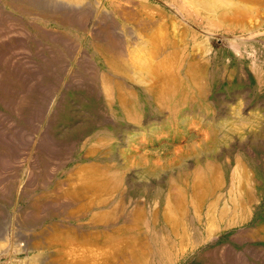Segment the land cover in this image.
<instances>
[{
	"label": "rangeland",
	"instance_id": "rangeland-1",
	"mask_svg": "<svg viewBox=\"0 0 264 264\" xmlns=\"http://www.w3.org/2000/svg\"><path fill=\"white\" fill-rule=\"evenodd\" d=\"M96 1L100 9L115 10L120 27L136 31L149 43L153 57L158 54L154 59L160 57L155 59L160 68L152 71V90L144 94L131 84L139 82L127 63L133 42L126 37L121 42L113 39L122 48L110 54L98 38L90 43L97 10L77 28L50 21L51 28L69 32L78 42L56 60L52 52L53 56L46 52L37 57L19 55L20 49L2 58L5 47L0 49V68L7 65L3 69L8 72L3 74V84L11 78L19 85L35 79L43 85L38 84L39 92L23 91L22 113L4 105L1 110L5 114L1 129L8 128L12 137L0 135V167L6 162L8 168H0L5 171L0 172V231L9 229L12 236L18 232L22 238L0 241V252L22 239L37 247L48 242L56 264H225L231 254L234 264H264V0H218L217 6L222 1L223 6L215 4L211 12L192 10V25L187 23L186 11L181 16L161 0ZM6 8L19 21L13 26L31 29L30 22L38 23L33 14ZM6 25L0 27V37L16 36L9 34L11 27ZM142 40L136 42L137 51L147 46ZM89 44L101 52L105 65L97 73ZM21 63L26 66L20 67ZM16 70H25L26 80ZM103 77L112 80L115 97L96 94L93 79L101 84ZM168 82L183 84L179 89L185 91L191 88L184 102L162 100ZM15 129L23 134L13 133ZM238 171L245 177H239ZM170 200L178 209L176 218L167 215ZM236 202L242 209H236ZM211 216H217L215 227ZM224 251L227 257L221 255V261Z\"/></svg>",
	"mask_w": 264,
	"mask_h": 264
},
{
	"label": "bare ground",
	"instance_id": "bare-ground-1",
	"mask_svg": "<svg viewBox=\"0 0 264 264\" xmlns=\"http://www.w3.org/2000/svg\"><path fill=\"white\" fill-rule=\"evenodd\" d=\"M162 3L164 4H167L171 10H176L175 12L179 15H185V11L188 15V17H185V18H189V21L190 19L193 18V16L195 17V15L193 14L192 10H194L195 8H201V9H204L205 11H213V9H215V7L217 6V2L219 3L218 0H161ZM224 1V0H223ZM223 1L222 3H220V5L222 4L223 6ZM114 2V1H113ZM127 2V1H126ZM158 2V1H157ZM129 3V2H127ZM225 3V2H224ZM234 3V2H233ZM216 4V6H214ZM0 17L1 15H3L4 17L2 18H5L4 19V22H2V18H0V27L3 28L4 24L6 25L8 23L9 25V28L11 27V29H9L10 31V35L12 36V34L16 36H13V37H8L6 36V38H3L0 37V49L5 47L4 49V52L0 53L3 54L1 57L4 58L10 54V51H16L19 49L23 52L21 53L19 51V55L20 54H27V55H30L31 53H35L38 57V54L41 55L40 53H46L48 52L50 55L53 56L52 53L55 54V60H56V56L58 58V55L59 54H63L65 52V50L67 51L69 47L71 46H74L76 43L78 44V42L74 43V40L71 39V35L69 34V32H65L64 30H62L61 28H51V26L49 25L50 21H53V22H56V23H59L61 25H64V26H70V27H73V28H77L78 25H82L84 24L85 22L88 21V18L91 16L92 12L97 10L98 11V15L96 17V21L94 22V25L95 27L93 28V31H94V35H92L91 39H90V43H92V41L95 39V38H98L99 40H101L104 45H102V48H103V51L107 54H110V53H113L114 51H116V49H118L116 47V45H114L113 43V39H117V40H121L122 38L124 39V37H126L128 39L129 42H133V48L131 49V55H130V62L128 61L127 65H129V70L132 72L131 74L134 76V78H136L135 80L139 79L138 81L139 82H133L131 83L132 86H134L135 88H137L139 91L143 92L144 94L145 93H149V91H151V86H153L151 82L154 81V77L152 76L153 75V68H160L159 64L158 67L156 65V62H155V59L158 61L157 58H160V57H157L154 59V57H156L155 55L158 56V54H156V52H154V57H153V50L149 47V43L143 41L141 38H139L138 34L136 31H133L131 30L129 27H127L126 25H123L122 27H120V22L118 23L116 21V19L114 18V15L116 14L115 13V10H110V9H100V6H99V2H97L96 0H0ZM112 5V4H111ZM114 5V3H113ZM127 5V4H126ZM218 5V6H220ZM239 5V4H237ZM10 7L12 8L13 10L17 11L18 13L20 14H25V15H35L37 16V21L38 23H34V21L32 23L30 22V25H32L33 28H25V25L22 26V24H20V26H17V25H14V21L18 19L15 17L16 15L11 11L7 10L6 7ZM106 6V5H105ZM217 6V7H218ZM221 6V7H222ZM236 6V5H235ZM231 7H234L231 6ZM2 8L4 10H2ZM33 8V9H32ZM127 8V7H126ZM126 8L124 9V11L126 10ZM225 8V7H224ZM129 9V8H128ZM181 9V10H180ZM218 9V8H217ZM240 9H243L242 7ZM220 10V9H219ZM218 10V11H219ZM246 10V9H245ZM249 10V9H248ZM200 11V10H199ZM198 11V12H199ZM231 11V10H229ZM252 11V10H250ZM249 11V12H250ZM174 12V13H175ZM194 12H196L194 10ZM197 12V13H198ZM217 13V12H216ZM215 13V14H216ZM240 14V12H238ZM238 13L234 14V15H237ZM225 14V13H224ZM198 15V14H196ZM201 16V15H200ZM216 16V15H215ZM238 16V15H237ZM206 17V16H205ZM231 17V16H230ZM20 18V17H19ZM23 18V17H21ZM33 17H31L32 19ZM92 18V17H91ZM208 18V17H207ZM225 18V17H224ZM182 20L184 19L183 17L181 18ZM210 19V18H209ZM209 19H207V22H209L210 24L212 23L211 21H209ZM214 19V18H213ZM20 20V19H19ZM22 20V19H21ZM20 20V22H21ZM157 21H160V20H156L155 22ZM213 21V20H212ZM221 21V20H220ZM19 22V21H18ZM17 22V23H18ZM23 22V21H22ZM122 22V21H121ZM185 22V21H184ZM187 22V21H186ZM223 22V20H222ZM153 23V22H152ZM189 25H192L191 21L190 22H187ZM186 23V24H187ZM206 23V21H205ZM123 24V23H121ZM159 24V23H158ZM214 24V23H213ZM219 25V24H218ZM7 26V25H6ZM13 26V27H12ZM212 27H214L212 24H211ZM217 26V24L215 25ZM221 27V25H219ZM226 26V25H225ZM57 27V26H56ZM191 27V26H190ZM195 27V26H193ZM192 27V28H193ZM8 28V27H7ZM160 28V27H159ZM1 29V28H0ZM32 29H35L36 30V33H32ZM161 29V28H160ZM2 30V29H1ZM7 30V29H6ZM5 30V31H6ZM153 30V29H152ZM138 31V30H137ZM2 32V31H1ZM0 32V33H1ZM139 32V31H138ZM206 32V30H205ZM208 32V31H207ZM206 32V33H207ZM5 33V32H4ZM7 33V34H8ZM163 33V32H162ZM253 34V33H252ZM2 34H0L1 36ZM210 35V34H209ZM159 36V35H157ZM219 36V35H218ZM75 37V36H74ZM141 37V36H140ZM167 37V36H166ZM76 38V37H75ZM74 38V39H75ZM155 39V38H154ZM153 39V40H154ZM160 39H162L160 37ZM126 40V39H125ZM143 41L142 44L144 45H147L145 49L137 51L136 50V46L138 43V41ZM156 40V39H155ZM162 41V40H161ZM164 41V40H163ZM169 41V40H168ZM121 42V41H120ZM156 42V41H154ZM17 43V44H16ZM170 43V42H169ZM76 44V45H77ZM159 44H161L159 42ZM159 44L157 45V47H159ZM207 44V43H206ZM122 45V44H121ZM119 45V47L121 46ZM143 45V47H145ZM166 45V44H165ZM232 45V44H231ZM235 45V44H234ZM232 45V47L234 46ZM7 46V48H6ZM161 46V45H160ZM124 47V45H123ZM122 48V46L120 47V49ZM139 48V47H137ZM170 48V47H169ZM13 49V50H12ZM72 49V48H71ZM77 49V48H75ZM74 49V50H75ZM118 49V50H120ZM124 49V48H123ZM171 49V48H170ZM73 50V51H74ZM118 50H117V53H118ZM159 50V49H158ZM175 50V49H174ZM157 51V50H156ZM85 52V51H84ZM120 55L124 54L122 53L123 51H120ZM161 52H162V49H161ZM168 52V51H167ZM14 53V52H13ZM101 53V52H100ZM100 53L97 49L93 48L91 44H89V57L91 59V63L93 64L94 67H96L95 71L96 73L98 72V70L101 69H104L105 65L102 64L103 62L101 61V56H100ZM184 53V52H183ZM16 54V52H15ZM15 54H12L11 53V56ZM18 54V53H17ZM68 54H69V51H68ZM71 54V52H70ZM160 54V53H159ZM162 54V53H161ZM170 54V53H169ZM18 55V57H19ZM47 55V54H46ZM73 55V54H72ZM33 56V55H32ZM50 56V57H52ZM64 56V55H62ZM84 56V54H83ZM86 56V55H85ZM84 56V57H85ZM113 56V55H112ZM0 57V58H1ZM17 57V55H16ZM16 57H13L14 59ZM43 57V56H42ZM41 57V58H42ZM65 57V56H64ZM87 57V56H86ZM85 57V58H86ZM127 57V55H126ZM193 57V56H192ZM12 58V59H13ZM26 59V56L24 57L23 55V59ZM29 58V57H28ZM11 61V59H9ZM43 60V59H41ZM47 60V59H46ZM81 60V59H80ZM84 60V59H82ZM9 61V62H10ZM14 61V60H13ZM13 61H11L12 65H13ZM23 61V60H22ZM44 61V60H43ZM42 61V62H43ZM51 61V59H50ZM86 61V60H84ZM178 61V60H176ZM189 61V60H188ZM254 61V60H253ZM5 61H2V63H4ZM18 62V61H17ZM31 62V61H30ZM35 62V61H34ZM45 62V61H44ZM54 62V61H53ZM88 62V61H87ZM86 62V63H87ZM20 63V62H18ZM23 63H28V62H23ZM51 63V62H50ZM58 63V62H57ZM56 63V64H57ZM123 63V62H122ZM158 63V62H157ZM175 63V62H174ZM180 63V62H179ZM16 64V63H15ZM33 64V62H32ZM52 64V63H51ZM85 64V62H84ZM88 64V63H87ZM115 64V63H114ZM125 64V65H126ZM4 65V64H3ZM31 65V64H29ZM49 65V64H48ZM86 65V64H85ZM172 65V64H171ZM174 65V64H173ZM173 65H172V69L175 70L173 68ZM178 65V64H177ZM7 66V65H6ZM5 66V67H6ZM18 66V65H17ZM20 67L24 68V66H26V64L22 65H19ZM60 66V64H59ZM62 67H65V65L61 64ZM83 66V65H82ZM90 66V65H89ZM88 66V67H89ZM165 66V64H164ZM175 66V65H174ZM191 66V65H190ZM4 66H2L0 68V120L5 118V114L3 112H1L2 107L3 105L7 108H11V109H14L16 111H19V113L23 111V106L25 105L24 102H25V99L23 98L22 94H23V91H26L28 90L29 93H35V92H39L42 88V84L39 82L40 80L39 79H35V81L33 80L32 84H29V85H26V84H22V85H19L18 83L16 84L15 82V79H11V78H8L9 82L3 84V81H2V78H3V74H7L6 73V70L3 69L5 68ZM32 67V66H31ZM35 67V66H34ZM53 67V66H51ZM85 67V66H84ZM125 67V66H124ZM13 68V67H10V69ZM40 68V67H39ZM163 68V67H162ZM165 68V67H164ZM180 68V67H179ZM27 69V68H26ZM34 69V68H33ZM37 69V68H36ZM54 69V68H53ZM181 69V68H180ZM13 70V69H12ZM28 70V69H27ZM67 70V69H66ZM83 70V68H82ZM87 70V68H86ZM172 70V71H173ZM179 70V69H178ZM193 70V69H192ZM17 71V70H16ZM20 71V70H19ZM17 71V73L19 75H22L23 74V77L25 74H27L25 72V70H22L21 72ZM29 72H31L30 70H28ZM35 71V70H34ZM41 71V70H40ZM53 71V70H52ZM157 71H160V69H158ZM168 71V70H167ZM172 71L168 72V76L169 77H172L173 80H175V74L172 73ZM191 71V67H190V70ZM253 71V69H252ZM49 72V71H48ZM87 72V71H86ZM88 72H90L88 70ZM92 72V71H91ZM165 72V71H164ZM175 72V71H173ZM254 72V71H253ZM40 73V72H39ZM47 73V72H46ZM44 72V75H41V76H45L46 74ZM51 72H49L48 74L50 75ZM63 73H65L63 71ZM93 73V72H92ZM91 73V75H93ZM130 73V72H129ZM166 73V72H165ZM177 73V72H176ZM16 74V73H15ZM32 74V73H31ZM78 74H81L79 75L80 77H82V72H78ZM156 74V73H155ZM159 74V73H157ZM178 74H180L178 72ZM188 74V73H187ZM193 74V73H191ZM17 75V74H16ZM33 75V74H32ZM54 77H55V74H53ZM95 75V74H94ZM185 75V74H184ZM195 75V74H193ZM192 75V76H193ZM26 76V75H25ZM30 76V74H29ZM37 76V75H36ZM39 77H41L40 75H38ZM37 76V77H38ZM73 76V75H72ZM157 76V75H156ZM160 77V75H158ZM167 76V77H168ZM177 76V74H176ZM190 76V75H189ZM197 76V75H196ZM15 77V76H14ZM17 77V76H16ZM15 77V78H16ZM19 77V76H18ZM27 77V76H26ZM36 77V78H37ZM117 77V76H116ZM187 77V76H186ZM21 78V77H20ZM32 78V76H31ZM34 78V76H33ZM32 78V79H33ZM46 78V77H44ZM73 78V77H72ZM104 78V77H103ZM131 77V79H134ZM17 79V78H16ZM25 79V77H24ZM28 79V78H27ZM58 79V77H57ZM61 80V78H59ZM58 79V80H59ZM76 79V78H75ZM88 79V77H87ZM169 79V78H168ZM188 81H190L189 77H187ZM192 79V78H191ZM195 79V78H193ZM20 81L22 79H19ZM26 80V79H25ZM24 80V81H25ZM78 80V79H77ZM76 80V81H77ZM90 80V79H89ZM170 80V79H169ZM18 81V80H17ZM79 81V80H78ZM95 81V91H96V94L100 96V93H104L105 96L107 98H113L116 96V93L117 91L114 90V87L111 85V81H108L107 79H103V81H101V84L99 82V80H94ZM171 81V80H170ZM193 81V80H192ZM23 82V81H22ZM42 82V81H41ZM81 82V81H80ZM157 82V81H156ZM163 82V81H161ZM184 82V81H183ZM20 83V82H19ZM41 84L42 86L38 87V84ZM78 83V82H76ZM99 83V84H98ZM128 83V81H127ZM170 82H168V86L166 84L167 87H165L164 91H167L165 92L166 94L164 95V97L162 98L163 101L165 102H171L172 104H177V103H182L184 102V94L188 91H191V88H187V90H183V89H179L180 86H182L183 84H177V83H174L172 82V86L169 84ZM189 83V82H188ZM21 84V83H20ZM80 84V83H79ZM125 84V83H124ZM130 84V85H131ZM189 84H194V83H190ZM51 85V84H50ZM158 85V83H157ZM196 85V84H195ZM116 86V84L114 85ZM119 86V85H118ZM38 87V88H37ZM51 87V86H49ZM55 87V86H54ZM120 87V86H119ZM195 88V86H194ZM193 88V90H194ZM44 89V88H43ZM55 89H57L55 87ZM186 89V88H185ZM239 89V88H238ZM45 90V89H44ZM54 90V89H53ZM137 90V91H138ZM42 91V90H41ZM60 91V90H59ZM86 92V91H85ZM51 92H49L50 94ZM53 93V92H52ZM138 93V92H137ZM191 93L190 92V96H191ZM188 94V96H189ZM21 95V96H20ZM54 95V94H53ZM96 95V96H97ZM143 95V94H142ZM152 95V94H151ZM186 95V94H185ZM132 96V95H131ZM44 97V96H42ZM46 97V96H45ZM118 97V96H117ZM143 97V96H142ZM148 97V96H147ZM52 98V97H51ZM44 99V98H43ZM101 99V98H100ZM140 99V98H139ZM144 100V99H143ZM146 100V99H145ZM39 101V100H38ZM41 101V100H40ZM58 101V100H57ZM61 100H59L60 102ZM65 101V100H64ZM110 101V100H109ZM63 102V101H61ZM144 102V101H143ZM254 102V101H253ZM51 103V102H50ZM110 102H108L109 104ZM64 104V103H63ZM92 104V103H91ZM90 104V105H91ZM111 104L113 103H110V106ZM56 105V104H55ZM95 105V104H94ZM104 105V104H103ZM54 106V105H53ZM64 106V105H62ZM73 103L70 104V106L68 108H70L69 112L72 114V112L74 111L73 110ZM102 106V105H101ZM127 106V105H126ZM4 107V108H5ZM28 107V106H27ZM56 107V106H55ZM62 108V107H61ZM60 108V109H61ZM102 108V107H101ZM112 108V107H111ZM110 108V109H111ZM8 109V108H7ZM104 109V108H103ZM102 109V110H103ZM5 110V109H4ZM37 110V109H36ZM105 110V109H104ZM112 110V109H111ZM87 112H91V110L87 109L86 110ZM116 111V110H115ZM237 111V110H236ZM33 112V111H32ZM56 112V111H54ZM109 112V110H108ZM19 113H16V114H19ZM112 113H114L112 111ZM15 114V115H16ZM36 114V112H35ZM20 115V114H19ZM112 115V114H111ZM13 116V115H12ZM118 116V115H116ZM7 117V116H6ZM11 117V116H10ZM20 117V116H18ZM115 117V116H114ZM33 119V117L31 118ZM37 120V119H36ZM106 120V119H105ZM34 121V120H33ZM38 121V120H37ZM1 122V121H0ZM5 122V120L3 121V123ZM13 122L12 124H14L15 122L14 121H11ZM21 122V121H20ZM25 122V121H24ZM19 123V122H18ZM22 123V122H21ZM40 123V122H39ZM246 123V122H245ZM9 125V124H8ZM17 123L14 124V126L17 127ZM20 125V124H19ZM246 126V125H245ZM9 127V126H7ZM23 127V126H22ZM21 127V128H22ZM40 127V125H39ZM11 128H14L13 125H11L10 129ZM57 129V128H56ZM236 130V129H235ZM4 131V130H3ZM2 129H1V124H0V135H7L9 134L8 131V128L6 129V131L3 132ZM19 131V130H17ZM16 129L13 130V133L16 132ZM21 130L19 131V136L21 135ZM23 134V133H22ZM27 134V133H26ZM10 135V134H9ZM15 135V134H14ZM31 135V134H30ZM12 137V135H10ZM16 136V135H15ZM27 136V135H26ZM3 137V136H2ZM6 137V136H5ZM9 137V136H8ZM22 137V136H21ZM10 138V137H9ZM19 138V137H17ZM13 140H15L14 138H12ZM7 140V139H6ZM5 140V141H6ZM16 141V140H15ZM17 141L19 142V140L17 139ZM17 144V143H16ZM41 147V146H39ZM37 148V147H35ZM10 150V149H9ZM27 150V148H26ZM29 150V149H28ZM41 150V149H40ZM251 150V148H250ZM33 151V150H32ZM37 151V150H36ZM35 151V152H36ZM45 151V150H44ZM21 156V155H20ZM34 156V155H33ZM38 156H36L37 158ZM254 157V156H253ZM9 159H4L2 158V161H8ZM31 160V159H30ZM10 161V160H9ZM8 161V162H9ZM53 161H55L53 159ZM1 162V161H0ZM4 163V162H3ZM3 163H1L2 167L0 168H3ZM6 163V162H5ZM4 163V164H5ZM9 163H12V165L14 164L13 161L12 162H9ZM8 163V164H9ZM58 164V163H57ZM7 165V164H6ZM11 165V164H9ZM8 165V166H9ZM11 165V166H12ZM15 165V164H14ZM14 165L12 167H14ZM237 165V164H236ZM11 166L9 168H11ZM16 166V165H15ZM63 166V165H62ZM7 168V166H4ZM8 169V168H7ZM7 169L4 168V170L7 171ZM57 169V168H56ZM209 170V169H208ZM3 171V170H2ZM0 170V172H2ZM236 171V169H235ZM243 171V170H242ZM242 171H238V175L239 177H243L244 176V173ZM5 172V171H3ZM237 172V171H236ZM32 173V171H31ZM248 173V172H247ZM232 174V173H231ZM2 175V174H0ZM252 175V174H251ZM30 176V175H29ZM33 177V174L31 175ZM232 177V176H231ZM245 177V176H244ZM243 177V178H244ZM29 179V178H28ZM233 179V178H232ZM31 180V178H30ZM33 180V179H32ZM51 180V179H50ZM234 180V179H233ZM232 181V180H231ZM248 181V180H247ZM250 181V180H249ZM28 183H30V181L28 180ZM32 183V182H31ZM232 183V182H231ZM43 184V182H42ZM2 185V184H1ZM199 186V185H198ZM201 186V185H200ZM232 186V185H231ZM250 187H251V184H250ZM231 189V188H230ZM200 190V189H199ZM202 190V189H201ZM200 190V191H201ZM260 190V189H259ZM2 191V189L0 190ZM230 191V190H229ZM238 192V191H237ZM251 192V190H250ZM2 193V192H1ZM172 194V193H171ZM252 194V193H251ZM241 195V194H240ZM239 195V196H240ZM193 196H194V192H193ZM180 198V197H179ZM175 199V197H174ZM241 197H240V201H241ZM169 200V199H168ZM176 200V199H175ZM237 201H239V198L237 199ZM168 203V206H167V215L169 216V218H176L178 216H176L175 212L178 210L176 208V205L175 203L173 202V200H170L167 202ZM174 203V204H173ZM212 203V202H211ZM210 203V204H211ZM214 203V202H213ZM212 203V204H213ZM226 203V201H225ZM51 204V203H50ZM215 204V203H214ZM236 202L235 204V207L236 209H242V204H238ZM47 205V204H46ZM49 205V204H48ZM192 205V204H191ZM199 205V204H198ZM209 205V204H208ZM241 205V206H240ZM40 206V205H39ZM202 206V205H200ZM213 206V205H212ZM44 208V206H42ZM227 207V206H226ZM48 208V207H47ZM213 208V207H212ZM215 208V207H214ZM213 208V209H214ZM224 209H226L224 206H223ZM235 209V208H234ZM235 209V210H236ZM31 210V208H30ZM29 210V211H30ZM44 210V209H42ZM215 210V209H214ZM41 211V210H40ZM226 212L228 211L229 212V208H227V210H225ZM240 211V210H239ZM32 212V211H31ZM43 212V211H42ZM250 212V211H249ZM29 213V212H27ZM231 213V212H230ZM235 215H236V211H234ZM32 215L34 213H31ZM30 214V216H32ZM40 214V212H39ZM225 214V212L223 213ZM240 214V213H239ZM28 215V214H27ZM27 215H25L27 217ZM215 215V214H214ZM29 216V215H28ZM29 216V217H30ZM36 216V214H35ZM37 216H38V213H37ZM42 216V215H41ZM251 216V215H250ZM28 217V218H29ZM39 217V216H38ZM211 220L213 221L214 223V226L215 227V222L217 223V219L216 217L214 216H211ZM221 215H219V219ZM192 218V217H191ZM228 218V217H227ZM244 218V217H243ZM26 218H24L25 220ZM193 219V218H192ZM240 219V218H239ZM246 219V217H245ZM27 220V219H26ZM181 220V219H180ZM172 221V220H171ZM193 221V220H192ZM234 221L235 218H234ZM212 223V222H211ZM226 223V222H225ZM223 224V223H222ZM154 225V224H153ZM213 225V224H212ZM260 227V226H259ZM187 229V228H186ZM213 230V229H212ZM259 230V229H258ZM261 230V229H260ZM178 231V230H177ZM20 233V232H19ZM156 233V232H155ZM243 233V232H242ZM15 235L12 236L11 232L9 231V229H3L0 231V241H4V242H8L10 239H14V237H19V238H22V236L20 234L17 233H13ZM162 234V233H161ZM210 234V232H209ZM260 234V233H259ZM262 234H264V230H262ZM23 235V234H22ZM156 235V234H155ZM168 235V234H167ZM184 235V234H183ZM211 235V234H210ZM233 235V234H232ZM188 236V235H187ZM217 237V236H216ZM164 238V237H163ZM188 238V237H187ZM232 239V237H230ZM258 238V237H257ZM263 238H264V235H263ZM24 239V238H23ZM208 239V238H207ZM262 239V238H261ZM163 240V239H161ZM172 240V239H171ZM234 240V239H233ZM24 240H19V241H16L15 242V246L11 249V248H7L3 251L0 252V264H5L6 262H8L9 264H56L55 262L51 261V253L49 252V249L50 246H49V243L48 242H45V246H42V247H37L35 245H31L29 242H24ZM166 241V240H165ZM184 241V240H183ZM190 241V240H189ZM163 242V241H162ZM171 242V241H170ZM161 243V242H160ZM190 243V242H189ZM3 244V243H2ZM164 245H166L165 243H163ZM183 244V242L181 243ZM247 244V243H246ZM162 246V245H161ZM167 246V245H166ZM120 247V246H119ZM183 247V246H182ZM189 247V246H188ZM226 247V246H225ZM3 248V247H1ZM118 248V247H117ZM158 248V247H157ZM164 248V247H163ZM230 248V247H228ZM161 249V247H160ZM165 249V248H164ZM181 249V248H180ZM166 250V249H165ZM160 251V250H159ZM158 251V252H159ZM219 251V250H218ZM226 251V250H225ZM224 251V253H220V258H221V261H222V257L221 255L223 256L226 252ZM246 251V250H245ZM258 251V250H257ZM167 252V251H166ZM169 253H171V251H168ZM180 252V251H179ZM184 252V250H183ZM164 253V252H163ZM173 253V252H172ZM165 254V253H164ZM163 254V255H164ZM208 254V253H207ZM205 254V255H207ZM227 254V253H226ZM240 254V253H239ZM239 254L236 255L235 253V256H240ZM169 255V254H168ZM172 255V254H170ZM210 255V254H208ZM225 256V255H224ZM223 256V257H224ZM161 257V256H160ZM159 257V258H160ZM167 257V256H166ZM173 257V256H172ZM176 257V256H175ZM178 257V256H177ZM227 255L224 257V260L226 259ZM232 257V258H231ZM231 257L228 260H225L224 263L225 264H234L235 260L233 259V254H231ZM150 258V257H149ZM229 258V257H228ZM227 258V259H228ZM242 258V257H241ZM248 258V257H247ZM255 258V257H254ZM262 258V257H261ZM3 259H6V262L5 263H1ZM177 259V258H175ZM174 259V260H175ZM216 259V258H215ZM243 259V258H242ZM241 259V260H242ZM161 260V258H160ZM170 260V259H169ZM172 260V259H171ZM217 260V259H216ZM167 261V260H166ZM168 262V261H167ZM212 262V261H211ZM237 262V261H236ZM235 262V263H236ZM216 263V262H215ZM221 263V262H220ZM130 264V263H129ZM163 264V263H162ZM172 264H173V261H172Z\"/></svg>",
	"mask_w": 264,
	"mask_h": 264
}]
</instances>
